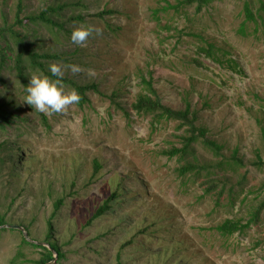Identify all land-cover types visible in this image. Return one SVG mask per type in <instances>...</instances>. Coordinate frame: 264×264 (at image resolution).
Wrapping results in <instances>:
<instances>
[{"label":"rangeland","instance_id":"1","mask_svg":"<svg viewBox=\"0 0 264 264\" xmlns=\"http://www.w3.org/2000/svg\"><path fill=\"white\" fill-rule=\"evenodd\" d=\"M248 1L257 20H247L245 0H219L201 11L187 6L181 14L163 11L165 0H23L22 16L67 4L56 18L74 32L34 22L27 30L41 52H66L48 61L49 70L97 87L80 105L73 86L29 68L30 99L8 51L0 97L10 100L15 120L0 129V212L7 221L0 264L39 258L42 249L23 244L20 230L50 245V222V241L65 257L56 253L48 264H264V209L244 231L216 228L227 218L248 222L264 201V2ZM19 2L0 0V27L16 22ZM209 42L212 58L202 50ZM143 75L154 77L165 104L191 103L197 123L245 165L216 169L214 190L206 171L180 175L194 155L183 160L163 150L181 147L185 128L175 120L153 125L151 115L132 108ZM196 156L215 162L202 145ZM116 191L111 208L94 218Z\"/></svg>","mask_w":264,"mask_h":264},{"label":"trees","instance_id":"2","mask_svg":"<svg viewBox=\"0 0 264 264\" xmlns=\"http://www.w3.org/2000/svg\"><path fill=\"white\" fill-rule=\"evenodd\" d=\"M166 1V5L162 7L163 11L174 10V13L181 14L185 13V7L187 6H196L197 11L203 10L207 5H210L219 0H176V2ZM264 2V0H261ZM250 2L245 0V10L247 20H257L252 8L250 7ZM66 3L52 5L36 14H28L22 16V8L24 6L23 0L19 2V8L16 14V22L13 24L5 23L0 27V66H2L7 58L9 57L8 51L12 52V55L9 57L13 62V67L16 70L17 75L19 76L25 93L28 95V98H31V84H30V71L29 68L38 69L43 72V74L49 75L57 80L64 81L71 86H73L79 96L78 103L82 105L86 101V92L89 89L96 88L97 83L92 82L89 84H83L76 82L71 77L58 76L53 70H49L48 61L50 59H59L61 57L67 56L66 52H41L36 47V42L38 38L34 34L30 33L27 28H29V23L34 22L38 25L53 27H58L59 29L66 30V33L74 32L67 27L65 22L59 21L56 17H61V10L66 7ZM84 5V4H82ZM159 12L154 10V13ZM102 15V13H100ZM83 18L82 15L78 16ZM75 18V17H73ZM158 19L160 17L157 16ZM18 25H25L26 29L16 28ZM36 30V29H35ZM34 30V31H35ZM34 37V39H32ZM3 42L5 43L3 45ZM202 50L206 53L207 57H215L214 45L212 42H209L208 47H202ZM78 50H74V53H77ZM66 59V58H65ZM217 59V58H216ZM70 60V59H69ZM71 61V60H70ZM196 61L200 65L206 64L200 58H196ZM74 63L75 61H71ZM141 84L143 85L144 91H142L136 98V101L132 104V108L138 113H145L152 116V122L160 123L163 120H175L179 122V128L184 129V133L181 136L182 146H174L168 149H164L163 153L170 157L179 156L180 159H187L189 155H194L193 160H187L185 163L179 166L178 171L180 175L191 174L194 172L196 176H203V172L206 171L208 188L210 190L217 189L219 187L216 179L217 170H227L233 168L237 170L239 167L245 165L243 157L238 154V151L235 150L232 155H226L223 151L224 144L218 142L217 140L211 138L208 135V127L202 124L197 123V112L192 110L191 103H188L185 108L177 109L165 104L162 98L159 95L158 88L155 86L154 77L142 76ZM0 90V94H1ZM119 92H114L110 97L115 103H120L116 98ZM12 104L10 100L3 101L0 97V129H6L7 126L13 124L15 120V115L13 109L11 108ZM126 110V109H124ZM128 113V111L126 110ZM5 144H1L4 146ZM198 145H202L205 150L210 151L215 156V162L208 161L203 163L201 159L196 156ZM195 158V159H194ZM261 163V162H260ZM98 167H100L98 163ZM212 167L214 169H212ZM228 173V172H227ZM246 176H244L245 178ZM225 185L222 186V190L225 189ZM119 192H113L105 201L104 204L100 205L98 210L94 214V218L102 215L107 209L111 208L110 201L117 198ZM63 199H59L55 206L59 207L63 203ZM264 209V201L257 205L252 211V216L248 222H243L240 219L227 218L221 224H218L216 227L218 231L223 234H233L237 231H244L247 227L253 222H259L261 220V213ZM6 217L0 212V226L6 225ZM50 232L48 233L46 240L50 242V245L43 244L41 242L30 241L27 236L20 230L22 236V243L28 244L34 247H39L42 250L41 256L37 259L31 260V264H47L50 261L54 260L55 252L60 256V258L65 257V253L62 251L59 244L55 241H50L52 222L49 223ZM4 229H6L4 227ZM11 230H16L11 228ZM28 235L31 233L28 231ZM16 259V258H15ZM14 259V261H15Z\"/></svg>","mask_w":264,"mask_h":264},{"label":"water","instance_id":"3","mask_svg":"<svg viewBox=\"0 0 264 264\" xmlns=\"http://www.w3.org/2000/svg\"><path fill=\"white\" fill-rule=\"evenodd\" d=\"M17 227L18 228H21V229H24L22 226H19V225H17ZM24 234L27 236V238L29 239V237H28V234L26 233V231H24ZM30 241H33V242H36V241H34V240H31V239H29ZM55 254H56V252H55ZM48 264V263H47Z\"/></svg>","mask_w":264,"mask_h":264}]
</instances>
